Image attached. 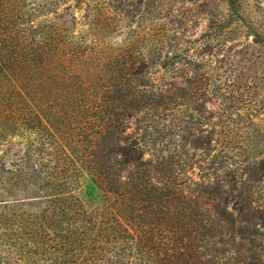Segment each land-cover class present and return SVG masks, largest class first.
Listing matches in <instances>:
<instances>
[{
  "label": "trees",
  "instance_id": "obj_1",
  "mask_svg": "<svg viewBox=\"0 0 264 264\" xmlns=\"http://www.w3.org/2000/svg\"><path fill=\"white\" fill-rule=\"evenodd\" d=\"M25 1L0 0V121L9 131L8 141L0 140V264H264V202L258 198L264 163H237L203 132L192 140L202 151L191 157L203 164L198 182L184 176L190 168L184 152L147 150L146 138L153 146L157 138L141 135L139 114L155 112L173 129L183 105L139 81L150 68L137 62L150 54L144 48L118 54L96 84L90 68L80 70L88 72L80 91L42 84L57 79L56 72L80 81L77 61L89 59L79 44H66L72 38L67 20L58 17L60 6L96 14L103 5L108 13L150 22L145 32L151 37L169 19L167 9L201 0H41L30 14L22 11ZM219 1L241 20L240 0ZM38 14L55 15L54 22H37ZM176 21L182 27L195 19ZM251 27L253 44L264 46V30ZM167 44L161 38L151 49ZM201 108L193 109L199 114ZM16 133L26 143L15 141ZM84 174L112 203L107 212L88 214L76 198L74 185Z\"/></svg>",
  "mask_w": 264,
  "mask_h": 264
},
{
  "label": "rangeland",
  "instance_id": "obj_2",
  "mask_svg": "<svg viewBox=\"0 0 264 264\" xmlns=\"http://www.w3.org/2000/svg\"><path fill=\"white\" fill-rule=\"evenodd\" d=\"M41 2L25 1L22 11L30 14V5ZM238 5L241 10L239 21L219 0H201L196 6L187 4L167 9L165 14L169 19L161 21L158 32L151 37L145 32L150 22L148 25L140 24L122 14L108 13L103 5L98 6L100 8L96 14L89 13L85 8L81 11L73 8L66 11V6L62 5L58 17L67 20L65 28L72 38L66 44H79L81 52L88 54L89 59L85 58L86 62L77 61V64H83L75 69L83 77L80 81L74 79V75L68 78L70 72L66 71L67 76L63 77L56 72L54 77L57 79L51 77L42 84L55 92L58 88H54L57 86L62 90L80 91L88 81V72L90 82L96 84L105 78L108 65L118 59V54L128 47L135 50L140 46L144 48L145 54H150L145 58H138L137 62H145L150 68L139 81L148 86V91L159 88L167 91V95L170 93L174 106L183 105L179 107L183 121L175 120L173 129L171 127L166 130L164 126L168 123L157 119L155 112L145 111L139 114L137 119L142 123L135 127L142 128L141 135L145 138H157L154 146L146 138L147 150L184 152L190 156L185 158L190 168L186 169L184 176L198 182L203 176L199 169L203 164L199 163V158L192 160L191 157L201 155L202 151L193 149L192 140L205 137L202 136L203 132L212 133V146L217 151L231 153L237 163H264V46L253 44V36L248 29L252 26L255 31L263 32L264 0H240ZM70 15H74L75 19ZM224 17L225 22L217 23V19ZM54 18L55 15L40 14L37 22H54ZM177 18H194L195 21L179 27ZM55 22L64 29L62 22ZM161 38L166 39L168 44L164 50L162 48L165 45L155 52L151 49V43H156ZM177 50H180L179 53ZM100 59L108 60L101 68L98 66ZM120 61L119 58L111 69L117 63L120 64ZM160 63H166L167 69H162ZM86 67L90 71L80 73ZM48 72L49 75L54 73L53 70ZM197 106H202L199 114L193 109ZM3 125L2 120L1 143L9 139V131ZM177 126L181 130H187V133L182 134ZM174 129L178 130L176 133L180 131L178 137L175 136ZM164 132L169 133L164 137L160 136L159 133ZM16 134L18 136L16 135L15 141L26 143L23 135ZM211 161L206 160L205 164H210ZM74 186L77 189L75 196L88 214L96 216L99 211L107 212L110 209L112 203L88 175L84 174ZM259 189L258 198L264 202V184Z\"/></svg>",
  "mask_w": 264,
  "mask_h": 264
}]
</instances>
